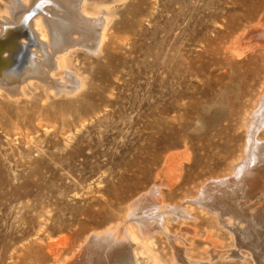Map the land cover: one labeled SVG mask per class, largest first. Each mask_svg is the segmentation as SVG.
<instances>
[{"label":"rangeland","instance_id":"obj_1","mask_svg":"<svg viewBox=\"0 0 264 264\" xmlns=\"http://www.w3.org/2000/svg\"><path fill=\"white\" fill-rule=\"evenodd\" d=\"M86 3L107 22L99 52L81 43L51 60L70 52L80 85L58 92L72 79L53 67L66 81L55 93L35 81L0 93V264H101L91 240L111 232L118 251L131 210L156 197L167 215L145 222L137 264H259L264 220L249 207L263 218L264 184L246 189L237 170L250 133L264 141V0ZM224 193L231 229L214 216Z\"/></svg>","mask_w":264,"mask_h":264},{"label":"bare ground","instance_id":"obj_2","mask_svg":"<svg viewBox=\"0 0 264 264\" xmlns=\"http://www.w3.org/2000/svg\"><path fill=\"white\" fill-rule=\"evenodd\" d=\"M10 2L11 4L10 6L8 5L7 13L5 14L3 13L4 15L0 17V38L5 37L8 33L10 34L14 30L19 31L22 36L14 38V41L10 40V42H8L7 45H5L0 51V58L2 61L0 62V93L4 92L9 96L17 97L19 96V94H23L24 88L28 87V85H31V83H33L34 81L37 84L41 83L42 86L47 87V90L50 91L51 93L53 92L55 93V91L53 90L56 89V86L65 84L66 81L61 82L55 78L56 76L53 77L49 74L50 71H52L53 67L54 69L59 68L60 71L62 73H65L69 79H72V81L68 85L66 84L64 89L58 90V92H63V94L64 93L68 94L70 90L74 91L75 88L80 85V82H82V78H80L77 74L75 75L72 74L73 65H72L70 52H67V54L65 53L59 56H55L54 64L51 63V60L53 59L52 57L53 55L60 53L63 50L68 49L69 47H72V49L70 50L72 51L74 50L73 48L75 45L77 44L80 45L81 43H87L88 45L86 44L85 45L88 46L89 48L98 50L105 37L104 31L106 28L105 25L107 23L105 20L99 19L100 17L98 18V15L102 14L100 10H102L103 8H98L94 16L91 12H89L86 9L88 5L86 3V0H11ZM258 120L259 119H257L256 121ZM250 125H252V123ZM253 127L255 128V126ZM256 128L258 127L256 126ZM245 145L246 147L244 154L247 156L249 155V157L241 160V163L242 165H244V168L237 170V175L239 173L240 174L243 173L242 174L244 176L243 184L244 187H246V189H249L248 187L250 186H254V187L260 185L262 186L264 184V167L258 164L264 165V163H261L262 160L264 161V141L258 140V138L255 136V133H250V136H248V143H246ZM250 156L252 157L250 158ZM252 160L255 161L252 163ZM248 164H250L252 167L255 165L257 166L255 168L254 167L252 168L248 166ZM215 193H217V191ZM240 193L243 194L242 191ZM228 197H231V193L230 194L224 193V195L216 194L215 206L213 205L215 207L213 209L215 211L214 216L217 217L219 223H221V225H223L226 228L235 226V224L229 225V223L231 222L228 223L227 219H225L224 217L226 215L225 213L227 210H231L233 211V213L234 210H236L235 206L234 208L228 206L227 201L224 203V201ZM153 203L155 207L148 210H146L145 206H142L141 208L137 207L134 210H131L129 214V219H131V217L136 215L139 216V218L137 219L138 225L137 226L131 225L129 227L123 228L126 231V235L124 236V239L120 241L121 244L120 246L122 248L119 247L120 249L118 251H113V252L109 251V247L112 242L111 232H107L106 234H104V236L101 235L100 237L98 236V238H93V240L91 241H94L93 243L96 244L94 248L97 249L95 253L98 255V257L95 258L94 261L101 260V264H137L136 250H137L138 242L141 246H145L147 248L148 247L147 243L150 240V234L152 232V228H149L148 227L149 225L147 226L146 221L147 220L153 221L154 223H156L154 225L152 224L153 227L159 228L161 226V222L164 216L167 215L166 212L167 210L165 211L164 210L165 208L164 209L161 208V199L159 197L153 199ZM239 206L242 207V204L237 203V207ZM261 206L264 209V203L261 204ZM255 207L256 205L254 206V209ZM249 208L248 209L251 211V214L249 213L250 216L252 214L254 215L250 217V221L252 220L253 222L254 220L257 221L264 220V216L263 218L261 217L262 219H260V217L257 219L256 216L258 214L255 213L256 211L251 210V207ZM262 215L264 214L262 213ZM238 217L239 214H237V218ZM240 223L244 224L243 222ZM247 227H249V225ZM247 227L244 232L243 231L241 232L239 230L241 232L238 233L239 238L242 235L240 242H243V244L245 245L247 244L246 245L247 247H250V245H254V247L251 246V248L249 249H251V251L254 250L256 252H259L257 254L259 255L258 263L264 264V231H261L259 232V234H257L258 235L257 243L252 242L255 244L251 243L249 245L251 240L250 236L253 234V232H255L256 229L255 230L253 229L252 230L253 232H251L249 228L247 229ZM138 234H140V237ZM235 235L237 234L235 233ZM237 243L239 244V241ZM114 247L117 248V246ZM89 260L92 261V256L89 257ZM89 260L83 261L81 262V264H88ZM70 264H76V263L74 262Z\"/></svg>","mask_w":264,"mask_h":264},{"label":"water","instance_id":"obj_3","mask_svg":"<svg viewBox=\"0 0 264 264\" xmlns=\"http://www.w3.org/2000/svg\"><path fill=\"white\" fill-rule=\"evenodd\" d=\"M19 36H22L21 33L19 31H17V30H14L10 34L8 33L5 37L0 38V51L5 45H7L8 42H10V40L14 41V38H17ZM0 62H2L1 58H0Z\"/></svg>","mask_w":264,"mask_h":264}]
</instances>
